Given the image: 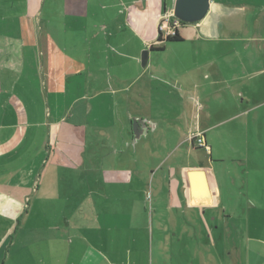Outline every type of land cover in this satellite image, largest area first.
Masks as SVG:
<instances>
[{"label": "crops", "instance_id": "obj_1", "mask_svg": "<svg viewBox=\"0 0 264 264\" xmlns=\"http://www.w3.org/2000/svg\"><path fill=\"white\" fill-rule=\"evenodd\" d=\"M1 1L0 264H264V189L231 186L264 179V0H208L181 41L140 44L144 68L116 17L76 29ZM197 133L261 165L214 173Z\"/></svg>", "mask_w": 264, "mask_h": 264}, {"label": "rangeland", "instance_id": "obj_2", "mask_svg": "<svg viewBox=\"0 0 264 264\" xmlns=\"http://www.w3.org/2000/svg\"><path fill=\"white\" fill-rule=\"evenodd\" d=\"M3 1L6 9L12 10L13 12H23L29 8L34 9L37 6L35 0ZM179 1L180 0H42L39 6L42 7L41 9L43 12L48 11L55 15L56 19L59 21H63L64 16L70 15L71 19L68 18L67 22L76 29L86 26H104L103 24H106V21L108 22L116 17L117 20L121 21L122 25L120 34L122 49L120 51L123 57L121 61L122 63L129 62L134 64L137 62L138 66L141 67L140 57L141 53L145 50L140 48V44L152 36H155L156 39L158 36L157 31L160 33V37L163 41L165 37L169 35L167 34L169 30L174 32L175 29L181 25L180 19L176 16L171 14L165 16V14H163L164 6L167 8V6L170 7L173 4V9L176 10L178 9ZM224 1H227L226 6L228 9L237 6L241 7L243 5L242 0ZM1 2L0 0V3ZM190 8L188 4L186 9L190 10ZM231 13L235 15L238 14V11H231ZM155 20H157V24L154 26ZM174 25L175 27H173ZM116 41H118V39H116ZM151 59L165 61V52L163 55L161 53L152 52ZM129 76L130 75L127 73L125 76H122V78L126 79ZM155 139L157 140V138ZM195 139L203 140L202 135L199 133L192 137V143L196 141ZM141 141L143 140L141 139ZM187 147L199 149L197 146L190 143ZM212 149L214 152L212 157H209L203 149L197 150V155H195L200 158V160H203L204 157L205 160L210 161L214 173L220 174V172L231 169L237 173L236 175L238 177H241L245 171L253 173L258 170V167L261 165V159L258 158H255L253 166L250 161L246 164L240 162L241 160L245 161L248 157L246 146L242 145L241 141L216 142L212 144ZM249 157L251 156L249 155ZM184 160L187 163L191 159L185 157ZM239 181L245 186L244 189L249 187L250 190L254 189L256 192L264 189V179L250 175V177L235 179L234 185L231 184V186L236 192H240V190H238L240 188Z\"/></svg>", "mask_w": 264, "mask_h": 264}, {"label": "water", "instance_id": "obj_3", "mask_svg": "<svg viewBox=\"0 0 264 264\" xmlns=\"http://www.w3.org/2000/svg\"><path fill=\"white\" fill-rule=\"evenodd\" d=\"M208 0H180L178 3V9L174 10L175 16L183 22L198 21L205 11L207 10ZM190 5V10L186 9L187 5ZM149 51L145 50L141 53L140 65L144 68L147 64ZM132 135L133 142H136L142 135L147 133L146 122L139 119H132Z\"/></svg>", "mask_w": 264, "mask_h": 264}, {"label": "trees", "instance_id": "obj_4", "mask_svg": "<svg viewBox=\"0 0 264 264\" xmlns=\"http://www.w3.org/2000/svg\"><path fill=\"white\" fill-rule=\"evenodd\" d=\"M157 40L159 42H162V39L160 37V33L158 32V37H157ZM164 42H178V41H181L177 31H174V34L171 35V36H167L165 37V40H163ZM161 50V48H150V51H159Z\"/></svg>", "mask_w": 264, "mask_h": 264}, {"label": "built area", "instance_id": "obj_5", "mask_svg": "<svg viewBox=\"0 0 264 264\" xmlns=\"http://www.w3.org/2000/svg\"><path fill=\"white\" fill-rule=\"evenodd\" d=\"M176 24V23H175ZM175 27V25L173 26ZM196 141H193L194 145L197 146L199 149L208 150V147L205 145L204 141L202 139H195Z\"/></svg>", "mask_w": 264, "mask_h": 264}]
</instances>
